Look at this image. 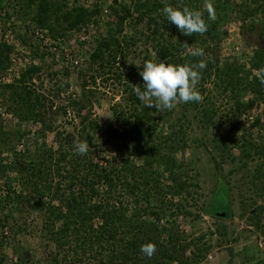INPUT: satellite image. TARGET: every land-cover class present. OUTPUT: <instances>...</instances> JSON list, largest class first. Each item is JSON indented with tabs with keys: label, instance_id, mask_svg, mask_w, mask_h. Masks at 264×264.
I'll use <instances>...</instances> for the list:
<instances>
[{
	"label": "trees",
	"instance_id": "1",
	"mask_svg": "<svg viewBox=\"0 0 264 264\" xmlns=\"http://www.w3.org/2000/svg\"><path fill=\"white\" fill-rule=\"evenodd\" d=\"M204 2L97 0L87 7L77 0H0V11L5 12L16 38L25 45L31 44L26 39L29 34H20L22 27L31 34L48 31L46 35L53 40L63 39L66 47L74 32L85 35L92 25L98 31L90 38L85 61L93 74L79 82L78 98L67 95L68 83L50 91L52 96L35 88L33 82L43 65L32 62L45 54L56 56L54 51L40 53L38 46L31 49V63L20 67L12 79H4L13 62L9 50L12 46L0 42V108L18 120L14 127L7 126L0 113L3 235L14 211L44 212V236L57 247L51 264H202L220 244L213 243L216 235L229 241L230 232L224 221L233 217L232 187L218 172L211 201L194 211L188 207L187 196L196 205L197 191L192 188L200 186L189 177L178 154L191 144L189 131L195 117L202 116L203 124L215 122L218 97L230 105L233 117L251 114L264 104V46H254L250 56H221L229 23L240 22L241 33L257 32L264 39V0H214L217 19L209 22V30L203 35H183L161 11L165 3L203 10ZM105 6L109 10L106 17H111L104 23L105 30H101ZM0 18L3 19L1 12ZM82 35L77 40L86 45ZM141 42L146 48L143 62L191 64L206 60L198 85L203 101L178 103L171 111L144 107L133 92V86L144 84L139 74L143 63L127 65L132 48ZM184 43L204 48L205 56L187 54ZM83 62L70 63V67L79 69ZM99 78L118 85L127 104L113 106L115 122L107 123L105 130L92 118L97 100L94 87ZM209 84L213 85L210 90ZM64 102H68L67 106ZM177 107L181 109L178 113ZM70 112L80 120V141L76 143L71 135L58 132L54 138L56 149L41 143L39 139L45 133L56 132L55 121ZM23 124L39 126L40 131ZM252 126L264 127L260 116H256ZM236 129L234 126L230 132ZM98 134L104 139L96 137ZM242 136L237 143L241 158L246 160L237 167L243 172L241 184L246 187L241 216L254 207L248 222L264 233V145L256 143L251 135ZM82 141L90 145L85 155L75 151V144ZM234 146L226 136L216 148L223 155H231ZM255 155L261 161L252 172L248 169ZM258 199L262 204H258ZM199 210L217 221L208 237H193L181 229L179 220L196 221L201 217ZM147 243L156 246L150 258L140 251L141 245ZM65 249L72 251L73 257L69 253L62 256L60 250ZM253 264L264 261L259 259Z\"/></svg>",
	"mask_w": 264,
	"mask_h": 264
},
{
	"label": "rangeland",
	"instance_id": "2",
	"mask_svg": "<svg viewBox=\"0 0 264 264\" xmlns=\"http://www.w3.org/2000/svg\"><path fill=\"white\" fill-rule=\"evenodd\" d=\"M77 1L79 4L91 7L97 0ZM106 6L103 9V19L100 21L101 30H105L104 23L108 22L111 17L110 15L106 17L109 13ZM0 12L3 17V19L0 18V42L12 46L9 50L12 52L13 61L11 70L5 75L4 79H12L20 67L31 63V49L38 46L40 47V53L43 51H54L56 52V56L51 58L45 54L42 59H34L32 62L35 65H43L42 71L36 76L33 82L35 88L42 91L43 95H51L52 93H50V91L55 92L58 87H65L68 83L70 86L67 90V95L72 98H78L81 92L79 82L82 81V78L86 80L89 79L87 76L93 74L92 71H88V64L85 61L90 51L88 46V43L92 41L90 38L93 34L98 32L96 26L92 25L89 29L85 30V35L74 32L71 37L70 46L67 47L63 39L53 40L50 35H46L48 31H36L34 34H31L30 32L26 33L27 30L22 27L20 34H29L26 38L29 44H31L29 46L21 43V41L16 38L9 22L5 19V12ZM240 24V22L229 23L225 28L228 32V36L222 43L223 49L221 56L223 58L227 57L229 54H244L250 56L255 47L264 46V39L259 33H241L239 29ZM81 35L86 45L79 44L77 38ZM51 45H53V47H51ZM145 50L146 48L142 42L137 44L136 47H133L128 56L127 65L130 66L134 64L141 66L145 59ZM151 55H154V53L151 52ZM74 60L84 61L83 66L79 69L71 68L70 63ZM52 74H54V76ZM207 88L210 90L213 88V85L209 84ZM94 89L97 100L92 109L94 112L92 118L98 121L101 130H105L107 123L115 122L112 114L113 106L120 102L122 106H126L127 104L122 98L121 88L113 83L112 80L105 82L99 78ZM214 93L217 96V93ZM56 104L57 103L54 105ZM67 104L68 102L63 103L65 106H67ZM215 106L216 108L218 107L215 122L213 124H203L202 116L199 115L195 117L193 120L194 124L189 131L191 137L189 143L191 142V144L185 151L178 154L179 160L184 162L187 167L186 171L189 173V177H191L194 183L200 186L199 188H192L193 191H197V194L194 196L197 200L196 205H193V200H191L190 195L187 196L188 207H191L194 211L202 206H207L211 201L217 184L216 179L218 172H221L223 179L228 181L232 187L230 210L233 217L224 221L230 232L229 241L225 242V240L218 238V235H216L213 243L219 241L220 244L214 247L208 258L202 264H253L259 259L264 261V251L259 247V242H262L260 238L264 233L250 226L248 222L250 210L252 211L254 207H250V210L244 216H241L243 214L242 200L244 199L246 187L241 184L243 172L237 169V167L243 164V161H246L241 158V149L237 147L238 139L243 137L242 134H245L246 137L251 135V138L256 143L264 145V127L252 126L256 116L261 117V124L264 125V104H261L260 107L251 114L237 117L231 115L230 105L221 97L215 100ZM178 110H181L180 107H177V113ZM0 113L7 126L14 127L17 125L18 120L13 118L11 112L4 111V108H0ZM74 117H76V114L70 112L67 117L63 119L58 118L55 121L56 132L45 133L39 139L40 142L48 147L56 149L57 143L54 138L58 132H63V135H71L76 143L79 142L81 125L79 118ZM23 125L26 128L33 129L37 133L40 131L39 126L29 124ZM234 126H237L238 129L230 132ZM226 136H228L231 145H235L231 155H227V153L223 155L221 149L216 148L217 144H221L223 140H226ZM96 137H100L102 140L104 139L101 134H98ZM33 139L34 142L36 136H33ZM195 139H198V141ZM223 156L225 157L223 158ZM232 159H234V161ZM260 161L261 159L259 156L255 155V160L250 164L248 170L253 172ZM52 183H54V181H52ZM168 199L170 198L168 197ZM258 204H262L260 199H258ZM199 212L201 213V217L196 221H191L190 219L187 221L179 220L181 229L185 234L193 237H198L201 234H206V237H208L210 232L215 229L217 221L201 212V210H199ZM221 213L224 214V212H220V215ZM13 216V219L9 218L8 220L9 224L6 228V234L3 235V229L0 228V264H51L57 247L44 236V230L42 228L44 212L39 213L38 211H32L27 214L26 211L20 213L14 211ZM1 217L2 215L0 214V220ZM9 227L12 228L13 231H11ZM66 249L65 252L60 250L61 255L63 256L67 253L72 255L73 252H67ZM61 255L59 256L60 258H62ZM18 257H20L22 261H20ZM92 264H95V262L93 261Z\"/></svg>",
	"mask_w": 264,
	"mask_h": 264
},
{
	"label": "clouds",
	"instance_id": "3",
	"mask_svg": "<svg viewBox=\"0 0 264 264\" xmlns=\"http://www.w3.org/2000/svg\"><path fill=\"white\" fill-rule=\"evenodd\" d=\"M161 11L166 20L174 24L185 36L205 34L209 30V22L217 19L214 0H205L203 10L188 6L175 7L165 3ZM205 12L207 18H205ZM184 45L186 53L192 57L205 56L204 48L193 47L187 43ZM206 67L207 61L204 59L191 64L146 60L139 72L144 84L133 86V92L144 107H155L158 111H171L178 103L202 102L203 96L198 85L202 79V70ZM89 147L87 141H82L75 144V151L85 155ZM140 251L150 258L155 254L156 246L153 243L143 244Z\"/></svg>",
	"mask_w": 264,
	"mask_h": 264
},
{
	"label": "built area",
	"instance_id": "4",
	"mask_svg": "<svg viewBox=\"0 0 264 264\" xmlns=\"http://www.w3.org/2000/svg\"><path fill=\"white\" fill-rule=\"evenodd\" d=\"M74 63L76 65H78L79 63H82V61L80 60H74V61H71V64ZM260 239H262L261 241L262 242H259V247L262 248V250L264 251V236H262Z\"/></svg>",
	"mask_w": 264,
	"mask_h": 264
}]
</instances>
